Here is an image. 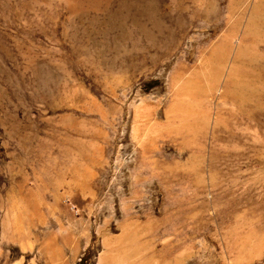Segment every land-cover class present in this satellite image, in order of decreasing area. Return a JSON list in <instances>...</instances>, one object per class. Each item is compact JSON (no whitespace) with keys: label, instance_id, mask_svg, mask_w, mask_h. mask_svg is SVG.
Returning a JSON list of instances; mask_svg holds the SVG:
<instances>
[{"label":"rangeland","instance_id":"1","mask_svg":"<svg viewBox=\"0 0 264 264\" xmlns=\"http://www.w3.org/2000/svg\"><path fill=\"white\" fill-rule=\"evenodd\" d=\"M0 264H264V0H0Z\"/></svg>","mask_w":264,"mask_h":264}]
</instances>
